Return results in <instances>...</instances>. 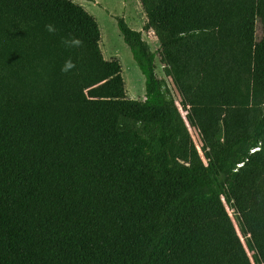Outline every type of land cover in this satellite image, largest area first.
Returning a JSON list of instances; mask_svg holds the SVG:
<instances>
[{"label": "trees", "instance_id": "trees-1", "mask_svg": "<svg viewBox=\"0 0 264 264\" xmlns=\"http://www.w3.org/2000/svg\"><path fill=\"white\" fill-rule=\"evenodd\" d=\"M138 1L157 52L116 21L145 99L127 97L83 6L0 0V264H264L242 165L258 162L264 111L206 162L185 163L170 110L243 94L264 106V0ZM73 37L83 46H66Z\"/></svg>", "mask_w": 264, "mask_h": 264}, {"label": "rangeland", "instance_id": "rangeland-1", "mask_svg": "<svg viewBox=\"0 0 264 264\" xmlns=\"http://www.w3.org/2000/svg\"><path fill=\"white\" fill-rule=\"evenodd\" d=\"M83 6L97 21L100 29L99 45L106 60H118L122 67L127 97L141 98L144 76L123 41L117 27V17H124L131 27H142L145 16L138 0H72ZM131 27V28H132ZM134 29V28H133ZM144 39L153 50L157 38L145 33ZM156 42V43H154ZM255 47H264V27L255 29ZM158 77H164L162 65L156 59ZM178 130L180 159L185 163L206 162L212 149L219 144L250 133L264 106H253L248 94L240 95L232 107L186 106L175 104L170 108ZM241 165V164H240ZM244 165L245 187L248 194L246 213L264 215V141L259 148V159L254 165Z\"/></svg>", "mask_w": 264, "mask_h": 264}, {"label": "clouds", "instance_id": "clouds-1", "mask_svg": "<svg viewBox=\"0 0 264 264\" xmlns=\"http://www.w3.org/2000/svg\"><path fill=\"white\" fill-rule=\"evenodd\" d=\"M45 28L48 32L50 33H55L56 32V28L53 24H47L45 25ZM65 45L68 47H82L83 46V41L78 38V37H73L70 40H65L64 41ZM76 67L75 63L73 62V60L71 58H68L64 65L61 68V71L64 73H68L70 72L72 69H74Z\"/></svg>", "mask_w": 264, "mask_h": 264}, {"label": "crops", "instance_id": "crops-1", "mask_svg": "<svg viewBox=\"0 0 264 264\" xmlns=\"http://www.w3.org/2000/svg\"><path fill=\"white\" fill-rule=\"evenodd\" d=\"M141 5V4H140ZM142 7V6H141ZM145 20V19H144ZM144 23V22H143ZM128 25H129V23H128ZM143 25V24H142ZM132 27V26H131ZM132 28H134L135 30H138V31H141V33H142V37H143V39H144V34L145 33H153L152 31H144L143 30V28L142 27H132ZM145 40V39H144ZM146 41V40H145ZM147 42V41H146ZM159 42V41H158ZM148 43V42H147ZM154 43H156V42H154ZM150 46V45H149ZM151 48V47H150ZM158 48H159V43L157 44L156 43V45H155V47H154V49L152 50V51H154V52H157L158 51ZM145 92V91H144ZM126 94H127V92H126ZM142 96V99L144 98V93L141 95ZM136 99H141V98H136Z\"/></svg>", "mask_w": 264, "mask_h": 264}, {"label": "built area", "instance_id": "built-area-1", "mask_svg": "<svg viewBox=\"0 0 264 264\" xmlns=\"http://www.w3.org/2000/svg\"><path fill=\"white\" fill-rule=\"evenodd\" d=\"M143 99H145V96H144V98Z\"/></svg>", "mask_w": 264, "mask_h": 264}]
</instances>
